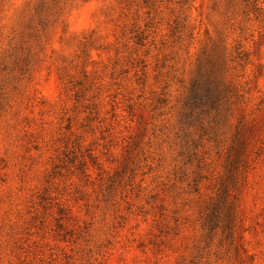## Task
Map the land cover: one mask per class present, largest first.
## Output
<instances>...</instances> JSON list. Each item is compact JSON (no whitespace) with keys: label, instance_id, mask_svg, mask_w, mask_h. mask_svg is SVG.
I'll return each instance as SVG.
<instances>
[{"label":"rangeland","instance_id":"1","mask_svg":"<svg viewBox=\"0 0 264 264\" xmlns=\"http://www.w3.org/2000/svg\"><path fill=\"white\" fill-rule=\"evenodd\" d=\"M0 264H264V0H0Z\"/></svg>","mask_w":264,"mask_h":264}]
</instances>
